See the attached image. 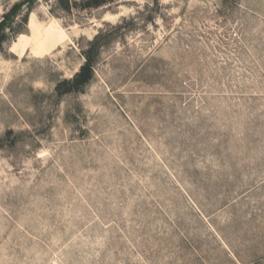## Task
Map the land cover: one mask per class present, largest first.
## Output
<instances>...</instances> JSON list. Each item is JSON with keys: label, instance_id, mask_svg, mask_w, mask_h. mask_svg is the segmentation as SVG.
<instances>
[{"label": "rangeland", "instance_id": "1", "mask_svg": "<svg viewBox=\"0 0 264 264\" xmlns=\"http://www.w3.org/2000/svg\"><path fill=\"white\" fill-rule=\"evenodd\" d=\"M87 1L0 0V264H264V0Z\"/></svg>", "mask_w": 264, "mask_h": 264}, {"label": "trees", "instance_id": "2", "mask_svg": "<svg viewBox=\"0 0 264 264\" xmlns=\"http://www.w3.org/2000/svg\"><path fill=\"white\" fill-rule=\"evenodd\" d=\"M35 1L36 0H25L24 3L28 2L29 4L33 5ZM103 3H104L103 0H89L86 2V4L83 7L84 8L98 7L103 5ZM31 5L29 6L30 7L29 11L32 10ZM19 9L20 7H16L14 13ZM68 9H70L69 6ZM27 19H28V13H26V15L24 16V20L27 21ZM4 26L6 28L7 24H4ZM92 52L93 51L86 52L84 64L80 67V70L78 71V73H76V75L72 79H65L63 82L59 83V85L57 86V91L59 94L66 95L69 93L81 92L84 90L86 86H88L92 82L94 78V67H95V58Z\"/></svg>", "mask_w": 264, "mask_h": 264}, {"label": "bare ground", "instance_id": "3", "mask_svg": "<svg viewBox=\"0 0 264 264\" xmlns=\"http://www.w3.org/2000/svg\"><path fill=\"white\" fill-rule=\"evenodd\" d=\"M57 32H58L57 30H56V32H54L52 29H48L46 32H43V33L39 32L38 30H34V33L37 37V41H36V49L37 50L35 51V57H42L53 46H55L59 41L61 42L62 40H65L64 37L60 38L58 36V34H56ZM31 34H32V32H31ZM30 44H31V42H30ZM16 46L17 47L15 48V51H17L19 53H23L26 50L27 40L21 38L19 43Z\"/></svg>", "mask_w": 264, "mask_h": 264}]
</instances>
